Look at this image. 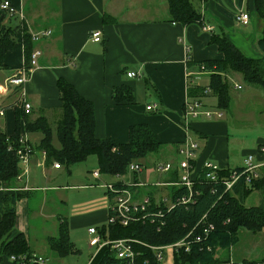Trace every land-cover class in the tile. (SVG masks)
Wrapping results in <instances>:
<instances>
[{
  "label": "crops",
  "instance_id": "obj_1",
  "mask_svg": "<svg viewBox=\"0 0 264 264\" xmlns=\"http://www.w3.org/2000/svg\"><path fill=\"white\" fill-rule=\"evenodd\" d=\"M3 1L0 0V4ZM7 1L14 13L0 8V24L17 29L15 43L3 60L6 67L0 69V111L3 112L0 114V129L5 131L6 136L12 135L16 128L15 109L17 106L21 108V105L18 90L6 88L5 79L25 63L23 36L25 33L31 35L50 31L49 35L32 42L33 50H39L40 55L25 85L31 105L30 113L26 114L28 120L44 117L51 129L52 126L56 128L62 114L56 82L58 78H63L92 102L96 137L125 143L131 125L146 124L163 144L159 154H156L163 161H153V164L170 162L172 170L178 174L180 156L177 150L187 137L198 144L194 158L197 171L205 160H211L222 169H238L247 155H253L254 162L259 166L260 186H264V153L259 151L264 144V90L246 84L238 73L226 74L231 81L230 108L220 109V118L201 116L190 119L188 131L181 124L188 84L205 86L196 82L195 77L200 78L204 73L210 75L211 72L200 70L196 62L222 58L217 46L210 43V33L217 29L247 57L264 58L258 44L263 23L248 0L202 1V24L213 27L209 32L202 30L201 24L181 26L170 22L167 0H148L149 4L146 0L139 4L136 2L131 13L125 15L121 9L123 0ZM240 11L249 13L247 25L237 24L235 15ZM104 14L115 21L104 22ZM95 30L101 32L100 41L91 37ZM187 50L190 65H187ZM129 72L136 76L128 77ZM241 81L246 84L245 87ZM122 85L131 87L134 99L129 103L115 104L113 90ZM241 90L243 92L239 93ZM247 97L250 98V107ZM207 98L211 99L210 103H217L216 97L209 93L200 99L206 107L214 108L208 105ZM150 105L155 106L153 110L147 109ZM24 122L20 121V134L27 136L33 152L28 161L26 182L17 181L12 189L22 194L14 205V232L23 233L30 252L46 257L48 264L67 262L68 256H55L47 244L50 237L57 235L60 223L67 224L69 238L74 244L73 234L76 231L86 227L91 238L89 229H97L107 222L110 202L105 201L108 191L103 184H129L132 201L149 198L152 203H158L161 200L160 187L171 183L166 180L172 176V170L164 173V182L150 180L155 165L152 168L143 167L144 171L138 172L135 177L132 173L123 176L103 174L113 180L109 182L101 180V173L98 177L93 176L92 172L98 167L93 171L84 169L76 173L71 166L68 170L64 168L62 173L63 166L55 168V161H46L38 149L42 134L27 132ZM252 130L254 134H251ZM141 175L147 178L146 181L140 180ZM25 184L27 190L18 189ZM77 191H84L86 197L76 200L72 193ZM253 191L260 193L258 200L261 203L264 192L253 189L250 194ZM7 192L0 189V219L2 196ZM87 202L86 209H77ZM37 216L40 217L41 227L32 232L31 220ZM90 247L97 251L95 246ZM262 258L264 253L259 259ZM0 264L10 262L3 258Z\"/></svg>",
  "mask_w": 264,
  "mask_h": 264
},
{
  "label": "trees",
  "instance_id": "obj_2",
  "mask_svg": "<svg viewBox=\"0 0 264 264\" xmlns=\"http://www.w3.org/2000/svg\"><path fill=\"white\" fill-rule=\"evenodd\" d=\"M204 0H167L169 21L181 26L189 24L202 25L201 3ZM257 17L262 21L261 37L258 41L260 49L264 52V0H248ZM104 22H113L115 19L104 14ZM16 27L0 24V69L5 68L4 57L15 43ZM31 35L23 36L25 61L28 63L33 50ZM210 43L217 46L222 55L219 59H204L198 63L200 70H209V84L203 87L188 84L189 97L202 98L211 93L216 97L217 108L228 110L230 108V83L226 77L229 73H238L243 81L264 90V58H250L243 54L222 32L211 33ZM194 63V62H193ZM187 65H190V55L187 53ZM60 105L61 118L55 128L59 147L52 143V129L44 117L30 121L20 106L15 109L16 128L12 135L6 136L0 129V189L8 190L2 196V216L0 219V262L12 255L26 254L32 256L30 247L23 233H15V204L22 197L14 187L20 173L18 159L13 148L16 147L20 135V121L24 120L27 132H39L42 138L38 149L45 152L46 161H55L59 166L70 169L76 163L84 161L89 155H95L98 171L107 176H123L128 174V166L143 162L153 154H159L163 144L157 140L154 133L146 124L131 125L128 130V140L118 143L109 138H98L95 135L94 109L91 101L79 94L75 87L58 78L56 82ZM209 93H204L205 88ZM134 94L130 86L122 85L113 90L115 104L133 101ZM197 165V163H194ZM133 176L138 172H131ZM198 179L204 181L201 169L197 171ZM178 173L172 170V176L166 182H176ZM261 179L256 178L249 184L240 180L231 191L223 193L221 184L204 182L193 187L192 201L186 204L175 203L176 198L188 194L185 187L170 185L171 203L174 207L162 201L149 204L146 213L162 212L160 218L154 221H133L128 225L107 221L106 226L97 228L101 240L130 239L136 256L133 264H161L155 257L151 246H166L184 238L190 231L193 236L200 235V241L190 242L189 250L180 248L173 253V264H261L262 259H244L240 262H231L219 255V251H230L236 243L238 231L245 228L252 232H259L264 228V200L256 206H245L244 199L253 189L264 192L260 186ZM116 187L127 184H114ZM129 188V187H128ZM11 189V190H9ZM109 204L114 193L107 192ZM222 194V195H221ZM145 213V214H146ZM150 213V216L152 214ZM206 214L204 223H197ZM163 223V224H162ZM213 224V230L207 236L201 232L204 224ZM68 227L65 222L58 226L57 235L47 240L49 249L55 256L65 258L69 254L77 253L78 249L69 238ZM191 236L187 239L193 238ZM10 264H32L30 262H10ZM88 264H126L117 258L116 253L109 244L101 246L91 257Z\"/></svg>",
  "mask_w": 264,
  "mask_h": 264
},
{
  "label": "built area",
  "instance_id": "obj_3",
  "mask_svg": "<svg viewBox=\"0 0 264 264\" xmlns=\"http://www.w3.org/2000/svg\"><path fill=\"white\" fill-rule=\"evenodd\" d=\"M0 8L2 10H6L8 13L12 14L14 13V9H12V6L9 4L7 0H4L0 4ZM235 19L237 24L240 25H247L250 20V16L248 12L240 11L235 15ZM213 29L212 26H209L207 24H202V30L205 31H211ZM100 31L95 30L92 32L91 37L94 41H100ZM50 31H40L35 32L31 34L32 40H37L40 37L49 35ZM188 53V50H187ZM40 55L39 50H32L28 63H25L17 68L10 76H8L5 80V86L6 88H15L19 92V103L21 105V108L25 114L30 113L31 111V105L30 102L27 99V93L25 91V85L30 80L31 73L33 71V68L35 64H37V58ZM128 77H134L136 76L135 73L129 72L127 73ZM240 87V86H238ZM210 89L205 88L204 93H209ZM198 99V97H187V100L183 104V112H182V126L183 128L188 131L189 130V120L192 118H198V117H205V118H212V117H218L220 118L222 116V111L217 108H209L206 107L205 104ZM155 106H147L148 110H153ZM0 114H3L2 111H0ZM13 148L15 155L18 159V163L22 164V168L20 169V173L18 174L17 181H25L27 179L28 174V161L30 156L33 152L32 144L29 142L28 138L24 134H20L17 140L16 147H9ZM198 149V144L191 140L189 137H187L183 144L178 147V154L180 156V159L178 161V171H179V179L176 182L171 183H164V185L167 184H173V185H181L182 187H185L188 194L179 198H176L175 203L180 204H186L190 201H192L193 198V187L196 184H202L204 182H208L210 184H221L223 186V193L227 191H231L234 186L242 179H244V182L246 184H249L252 182V180L258 178L259 174L257 172V167H259L254 162L253 155H247L243 160V165L240 168L235 169H222L219 165L212 162L211 160H205L202 162L200 169L201 174H203L204 181L201 179H198V175L196 176L197 170L196 165L194 164V158L196 155V151ZM259 151L261 153H264V144H262L259 148ZM42 155L45 158V152L41 151ZM53 166L55 168H59L58 163H54ZM143 167L139 165L138 163H131L128 166V173L131 172H140L142 171ZM153 170L155 172H161V173H167L170 170H172V164L170 162L165 163H158L153 167ZM93 176L98 177L100 172L98 170L92 172ZM105 188H107V191L114 193V197L112 198V203L108 205V219L109 222H118L119 225H128L130 222L133 221H145L149 218L150 221H154L155 218H160L162 215L161 211H158L156 213H151L152 216H150V213H146L147 207L149 204V198H144L140 202H134L132 201V194L129 190V184L127 186L123 187H116L114 184H103ZM21 190H27V185H23L21 188H18ZM222 195V194H221ZM166 199H163V202H166ZM168 209H171L174 207V203H171ZM146 213V214H145ZM206 214L202 216L200 221L197 223H204ZM163 224V223H162ZM213 224H204L202 226L201 232L204 236H207L210 231L213 230L214 226ZM89 233L92 234L91 238L89 239V245L95 246L98 250L101 246L105 244H109L111 249H113L116 253L117 258L122 259L126 262V264H133L134 259L136 256V252H134L131 243L133 240L130 239H117V240H101V237L97 231V229L90 228ZM194 233L190 231L184 238L181 240L176 241L175 243L166 245V246H151V248L155 252V257L158 261L161 262L164 251L165 250H171L172 253L180 248H184L185 251L189 250L190 242L194 241H200V235L196 234L193 236ZM193 236L190 240L187 238ZM10 262H30L32 264H48V259L43 256L39 255H33L31 257H28L26 254L22 255H12L9 257ZM201 264V263H199ZM264 264V261L261 263Z\"/></svg>",
  "mask_w": 264,
  "mask_h": 264
},
{
  "label": "rangeland",
  "instance_id": "obj_4",
  "mask_svg": "<svg viewBox=\"0 0 264 264\" xmlns=\"http://www.w3.org/2000/svg\"><path fill=\"white\" fill-rule=\"evenodd\" d=\"M131 1L130 0H123V2L121 4V9L124 12L123 13L124 15L126 13H131V11L136 6V2H138V4L140 1L142 2V0H131ZM146 4H149L148 0H146ZM215 32L219 33L217 29L215 30ZM200 74H202V72ZM195 78H197V79H195V81L198 82L202 86L208 84V82H209V75H207L206 73L202 74L200 76V78H198V77H195ZM228 80H229V83L231 84V81L229 78H228ZM241 82L245 87L246 84L243 81H241ZM230 89H231V85H230ZM242 92L243 91L241 90L239 93H242ZM206 100H207L208 105L210 107L217 108V106H216L217 103H213V101H212V103H210L211 99H209V98H207ZM247 103H248V107H250L251 104H250V98L249 97H247ZM52 129H53L52 130V143H53L54 147L58 148L59 142H58L56 134H55L54 126H52ZM251 134H254L253 130H252ZM153 161H163V158H161V156L158 157V155L153 154L143 162V164H144L143 167L144 168H146V167L152 168L155 165V164H153ZM73 166H72V168H75L74 172H76V173H80L84 169L93 171L94 169H97L96 168L97 167V160H96L95 155H89V157H87L84 161L76 163ZM86 166H88V167L85 168ZM91 166H94V167H91ZM19 168L20 169L22 168V166L20 164H19ZM61 171H62V173H64V171H65L64 167L61 169ZM150 177H151L150 180L159 181V182H164L166 179L164 173H160V172L159 173L154 172V174H151ZM146 179L147 178H145L144 175L140 176V180L142 182L146 181ZM178 179H179V174H178ZM178 179H177V181H178ZM101 180L105 181V182L113 181L111 178H108L104 175L101 177ZM80 181H81V178H80ZM69 183H72V181L69 180ZM170 185L171 184H167L165 186L160 187L161 189H159V191H160L159 193H160L161 200L157 201L159 204H161L163 199H165V198L167 201L164 203H166L167 205L171 204V195H170V191H169V189L171 187ZM173 186L181 187V185H179V184L178 185L176 184ZM167 188H169V189H167ZM166 189H167V192H166ZM80 192L82 193L81 195H80ZM72 194H74V197L76 196V200H82L86 197V194L84 193V191H79L78 193H72ZM101 194L104 195L103 191H101ZM259 195H260L259 192L253 191L244 200V204L248 207L258 205L260 203L258 200ZM104 197H105V201L107 203H109L108 201H110V200H109L108 196H104ZM88 205H89L88 202L81 204L78 206L77 209L78 210L86 209L88 207ZM54 210L56 211L57 207L54 208ZM40 222H41L40 217H38V216H37V218L35 217L33 220H31L32 232H34V231L36 232V230L40 229V227H41V226H39L41 224ZM106 223L101 224L98 228L102 227L103 225L106 226ZM76 236H78V237H76ZM89 238L90 237L87 234V228L86 227L84 230L80 229L73 234L74 244L78 248V252L69 254L67 259H66L67 260L66 264H87L88 263L91 255L93 256V254L95 252V248L90 247L88 245ZM263 251H264V228L262 230H260L259 232H252V231H249L245 228H240L239 232H238L237 241L233 245V247L230 249V251H219V255L222 257V259L225 258V259H229V261L238 262L242 258L259 259L263 256V253H264ZM160 263L161 264H173L171 250H165V253H164L163 258H162Z\"/></svg>",
  "mask_w": 264,
  "mask_h": 264
}]
</instances>
